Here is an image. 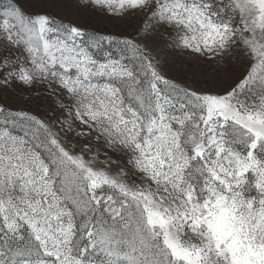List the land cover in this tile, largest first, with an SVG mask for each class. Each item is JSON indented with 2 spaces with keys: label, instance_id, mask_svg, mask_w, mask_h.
Instances as JSON below:
<instances>
[{
  "label": "snow or ice",
  "instance_id": "6c2138e0",
  "mask_svg": "<svg viewBox=\"0 0 264 264\" xmlns=\"http://www.w3.org/2000/svg\"><path fill=\"white\" fill-rule=\"evenodd\" d=\"M0 264H264V0H0Z\"/></svg>",
  "mask_w": 264,
  "mask_h": 264
}]
</instances>
